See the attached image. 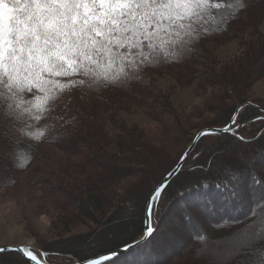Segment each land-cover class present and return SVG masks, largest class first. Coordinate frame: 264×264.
Masks as SVG:
<instances>
[{"label":"trees","instance_id":"trees-1","mask_svg":"<svg viewBox=\"0 0 264 264\" xmlns=\"http://www.w3.org/2000/svg\"><path fill=\"white\" fill-rule=\"evenodd\" d=\"M244 2L246 8L241 11L237 0H221L217 16L223 19L218 18V26L194 43L192 51L182 58L173 55L171 62L143 67L137 77L122 86L69 90L53 113V117L61 119L50 121L56 126L39 143L31 136L15 133L6 139L4 134L10 125L0 119V188L25 194L52 191L59 205L74 219L73 223L82 218L95 224L89 233L72 236L57 245H45L43 251L48 253L46 259L50 264L83 262L101 249L113 251L143 236L145 200L176 166L188 148L185 143H192L196 134H188L189 118L179 120L173 127L174 133L167 130L160 137L135 126L114 134L111 121L119 110L127 108L149 111V115L157 117L158 113L151 111L153 104L149 99L170 106L169 92L162 90L153 74H169L183 83L202 78L194 63L196 48L204 42L229 38L241 29L242 32L253 29L264 36V0ZM224 4L229 7H223ZM260 53L263 57L257 60L251 57L245 63L243 75L235 77L225 72L230 91L216 98L218 104L210 107H214L215 118L205 121L199 131L226 127L232 122L229 117L235 116L233 110L249 101L251 105L238 114L234 127L254 118L259 112L257 106L264 108V100H250L245 90L251 78L264 71V46ZM204 69L209 70L204 80L212 74L222 78L223 72L216 73L210 65ZM74 78L77 77L59 80L65 83ZM226 151L234 153L231 156ZM47 152H51L52 158ZM161 164L164 166L155 175L154 169ZM169 185L162 193L163 199L157 202L153 235L113 259L114 264H121L123 259L130 264H201L196 254L199 248L250 229L260 219V208L264 206L261 203L264 202V123L253 121L232 132L202 137ZM192 194L204 200L197 204L190 198ZM237 201L242 210L231 216ZM180 213L184 218L179 221ZM167 220L173 228L163 229L162 237L161 229ZM186 224L193 229L192 235L185 237V248L180 249L179 256L167 258L163 253L171 248L169 237ZM261 237L262 244L254 249L245 246L239 257L224 264H264V235ZM0 264H21V260L9 250L0 253Z\"/></svg>","mask_w":264,"mask_h":264},{"label":"snow or ice","instance_id":"snow-or-ice-1","mask_svg":"<svg viewBox=\"0 0 264 264\" xmlns=\"http://www.w3.org/2000/svg\"><path fill=\"white\" fill-rule=\"evenodd\" d=\"M237 4L246 8L244 0ZM221 7V0H0V119L10 125L5 138L15 133L39 143L55 128L50 121L61 119L53 113L69 90L122 86L143 67L171 62L173 55L182 58L218 26ZM61 77L77 78L61 83ZM257 107L254 121L264 123V108ZM233 112L238 115L239 106ZM229 120L224 131L236 123L232 116ZM169 186L161 181L150 191L141 241L125 248L153 235L157 202ZM260 212L249 236L264 235V206ZM12 251L21 264H42L48 255L26 247ZM116 255L101 249L84 264H114Z\"/></svg>","mask_w":264,"mask_h":264},{"label":"rangeland","instance_id":"rangeland-1","mask_svg":"<svg viewBox=\"0 0 264 264\" xmlns=\"http://www.w3.org/2000/svg\"><path fill=\"white\" fill-rule=\"evenodd\" d=\"M242 31V29L240 32L236 30L233 36L226 39L206 41L196 48L197 54L195 55L196 62L194 64L199 70L198 73L203 74L202 78L183 83L169 74H153L152 78L162 90L169 92L170 106L164 107V105L154 102L153 99H149L148 102L153 104L151 111H156L159 117L158 115L157 117L151 116L148 113L149 111L137 108L129 109L126 107L127 109H121L111 121L113 133L122 134L124 128L135 126L146 134L160 137L162 134L165 135L167 130L174 133L173 127L175 124L179 120L184 121L189 118L191 122L188 126V134L197 135L205 121L211 122L215 118L214 107H210L218 104L216 98L227 90L230 91L231 87L227 85V78L224 77L225 72L228 74L231 72L235 77L236 75H243L244 65L251 57H253V60L263 57L260 51L264 46V36L253 29ZM207 65H210L216 73L218 71L223 72V75L221 74L222 78L213 77L216 74H212L207 78L208 81L204 80L205 73L209 71L204 69ZM222 79L223 82H221ZM251 79V83L245 87L248 98L250 100H264V71L259 76ZM252 119L244 121L239 126L251 124L254 121ZM239 126H233V128ZM190 144V141H187L184 146L189 147ZM228 153L232 156L234 151ZM47 155L52 158L51 152H47ZM163 166L164 164L154 167V174H159ZM54 194L52 191L47 194L40 191L25 194L11 188H0V247L24 246L44 253L43 248L45 245H57L63 240L75 235L89 233L95 228V224L92 221H87V219L78 218L77 223H73L74 219L61 207V204L59 205ZM190 198L195 200L197 204L204 200L203 197L196 194H192ZM238 201L235 202V209L231 210V216H237L240 213L239 211L242 210V205ZM223 209H227L225 205ZM245 210L246 208L243 211ZM183 218L184 216L180 213L178 220L180 221ZM168 221H165L161 232L163 229L173 228V224L170 221L168 223ZM204 224H207L206 220H204ZM182 226V228L177 226L181 231L177 230L173 232V236L169 237L168 246L171 248L163 253L168 256L167 258L179 256L181 250L185 248V237L192 235L193 228L188 227L187 224L185 227ZM252 231L253 229L250 228L226 241L202 246L196 253L198 256L204 254L203 252L206 249L219 251V254L218 257H213V259L206 258V256L200 257L201 264H224L217 261L223 255L231 253L232 258L229 260H232L234 257H239V253L241 254L245 250V246L250 249L256 248L259 244H262L261 239L263 236H249ZM161 235L163 237L164 232ZM175 236L177 238H172ZM238 241L239 243H237ZM162 248L164 249V245H162ZM154 257L156 258V255ZM43 258L47 260L46 256ZM124 263L130 264V262L123 259L121 264Z\"/></svg>","mask_w":264,"mask_h":264},{"label":"water","instance_id":"water-1","mask_svg":"<svg viewBox=\"0 0 264 264\" xmlns=\"http://www.w3.org/2000/svg\"><path fill=\"white\" fill-rule=\"evenodd\" d=\"M249 103H247V104H245L244 106H241V107H239V113L242 111V109L246 106V105H248ZM238 115H235L234 116V120L236 119V117H237ZM252 120H254V118L252 119ZM232 123V122H231ZM226 127H213V128H211V129H215V132L213 133V134H220V133H225V132H229V131H234L236 128H231L230 130H226V131H224V129H225ZM207 129H210V128H207ZM206 129H204V130H201L200 132H198V134L195 136V139L193 140V142L190 144V146L186 149V151L183 153V155H182V157L180 158V160H179V162L176 164V166L170 171V172H172L173 174L171 175V176H169L168 174L165 176V178L162 180V181H164V183L165 184H168L169 185V183L173 180V178H175L177 175H178V173L180 172V170L182 169V167L184 166V164H185V162H186V160L188 159V157L190 156V155H186V153H192V151L194 150V148L196 147V145H197V143L199 142V140L202 138V137H200V133L201 132H204ZM193 145H195V147H193ZM146 240V239H145ZM145 240H143L141 243H139V245L140 244H142ZM137 241H141V238L139 239V240H137ZM134 244V242L133 243H131V244H129V245H133ZM138 245V246H139ZM135 247H137V246H133V247H131V248H125V246L124 247H122V248H119V249H116V250H113L112 252H116L117 253V255L116 256H114L112 259H115V258H117V257H119V256H121V255H123L124 253H126V252H128V251H130V250H132L133 248H135ZM3 248H7V249H9V250H12V249H14V248H25L24 246H7V247H0V249H3ZM8 250V251H9ZM5 252V251H4ZM0 253H2V252H0ZM42 264H49L48 262H43ZM74 264H84V261L83 262H76V263H74Z\"/></svg>","mask_w":264,"mask_h":264},{"label":"bare ground","instance_id":"bare-ground-1","mask_svg":"<svg viewBox=\"0 0 264 264\" xmlns=\"http://www.w3.org/2000/svg\"><path fill=\"white\" fill-rule=\"evenodd\" d=\"M237 243H239V241H238ZM203 253H204V254H200L199 257H205V256H206V258L213 259V257H216V256L218 257L219 251H214L213 249H211V250L209 251V249H206V251H204ZM220 258H221V259H220ZM220 258H219V260H217V261H221V262L225 263V262L229 261V259L232 258V254L230 253V254H227V255H223V256L220 257ZM44 261H45V260H44V258H43V259H42V263H43Z\"/></svg>","mask_w":264,"mask_h":264}]
</instances>
